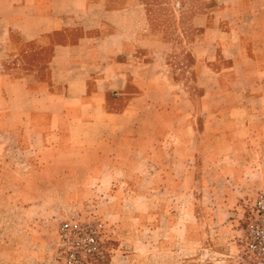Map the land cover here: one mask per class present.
<instances>
[{
    "label": "crops",
    "instance_id": "0c3cea01",
    "mask_svg": "<svg viewBox=\"0 0 264 264\" xmlns=\"http://www.w3.org/2000/svg\"><path fill=\"white\" fill-rule=\"evenodd\" d=\"M234 1L243 8L237 13L216 6L192 19L201 31L186 37L184 54L194 58L198 80L214 72L219 53L234 67L248 63L264 72V0ZM145 2L0 0V264H53L46 225L77 201L75 194H108L121 205L127 187L148 191L145 169L152 170L146 175L154 178L152 191L161 192L178 178L169 163L185 168L193 159L187 149L193 110L186 104L192 95L170 93L167 57L177 41L145 36L152 31ZM248 17L256 34L250 37L239 30ZM169 95L185 105H173ZM220 109L211 110L216 121ZM145 112L152 121L139 119ZM165 114L184 118L167 129L175 134L170 141L155 120ZM220 125L214 138L225 133ZM15 154L26 167H14ZM12 220L22 231L6 226H15Z\"/></svg>",
    "mask_w": 264,
    "mask_h": 264
},
{
    "label": "rangeland",
    "instance_id": "374dc122",
    "mask_svg": "<svg viewBox=\"0 0 264 264\" xmlns=\"http://www.w3.org/2000/svg\"><path fill=\"white\" fill-rule=\"evenodd\" d=\"M145 3L152 30L145 36L158 34L177 41L167 57L174 77V90L170 93L192 95V101L186 104L193 110L190 120L194 130L187 135V149L193 159L186 162L185 168L180 161L169 163L178 178L171 184L173 189L163 188L161 192L152 191V185L148 184L154 178L146 176L152 170L145 169L142 186L148 191L138 193L127 187L126 192L120 193L121 205L112 195L108 199V194H75L77 201L46 225L51 236L53 264H59L58 227L63 221L76 218L105 223L109 256L103 264H219L225 260L230 264H250L243 253V238L254 201L264 190V72L248 63L234 67L230 57L219 53L214 74L198 80L194 58L184 54L186 37L195 39L201 31L192 25L197 14L205 9L212 13L216 6L233 7L234 13L243 8L234 0H146ZM232 16L228 13L224 17ZM244 23L239 27L240 34L256 35L251 31L254 18H245ZM144 28H148L147 24ZM204 88L212 90L214 95L202 97ZM170 99L175 100L172 103L175 106L185 105L169 95ZM214 108H221L222 120L216 121V115L211 112ZM143 116L139 119L145 118L146 122L154 118L148 112ZM170 116L165 114L155 119L160 124L161 136L168 137L167 129L172 123L184 119ZM128 120L135 122L136 117ZM218 123L224 124L220 128L225 133L214 138L213 130ZM179 146L173 143L172 152L179 155ZM162 156L167 158L164 150ZM12 163L16 168L27 166L18 154ZM163 165L162 170L168 173V161ZM160 180L167 179L164 176ZM81 181L85 185V179ZM14 215L10 213L11 217ZM1 217L4 218L0 214ZM6 226L22 231L21 223Z\"/></svg>",
    "mask_w": 264,
    "mask_h": 264
},
{
    "label": "built area",
    "instance_id": "2783aa9c",
    "mask_svg": "<svg viewBox=\"0 0 264 264\" xmlns=\"http://www.w3.org/2000/svg\"><path fill=\"white\" fill-rule=\"evenodd\" d=\"M250 213L243 253L250 264H264V190L258 194ZM106 230L101 220L63 221L57 230L56 260L59 264H103L109 256Z\"/></svg>",
    "mask_w": 264,
    "mask_h": 264
}]
</instances>
